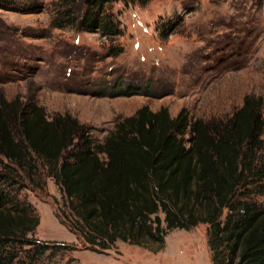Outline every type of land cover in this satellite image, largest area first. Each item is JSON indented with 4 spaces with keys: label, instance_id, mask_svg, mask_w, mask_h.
<instances>
[{
    "label": "rangeland",
    "instance_id": "374dc122",
    "mask_svg": "<svg viewBox=\"0 0 264 264\" xmlns=\"http://www.w3.org/2000/svg\"><path fill=\"white\" fill-rule=\"evenodd\" d=\"M4 1L11 6L0 7L1 93L32 97L49 118L68 113L95 142L141 105L224 118L251 94L262 98L264 122V0L112 2L102 9L118 31L110 36L63 21L60 0ZM5 188L38 219L25 236L31 245H15L13 264H212L206 224L169 230L161 245L116 240L100 249L79 232L46 171H18ZM39 244L45 249L30 261L24 249Z\"/></svg>",
    "mask_w": 264,
    "mask_h": 264
},
{
    "label": "trees",
    "instance_id": "16d2710c",
    "mask_svg": "<svg viewBox=\"0 0 264 264\" xmlns=\"http://www.w3.org/2000/svg\"><path fill=\"white\" fill-rule=\"evenodd\" d=\"M149 1L60 4L63 21L76 30L110 36L118 31L102 11L106 4ZM40 169L57 184L79 232L100 249L116 240L161 245L167 231L202 223L212 264H264V204L255 199L264 198L260 96L245 94L224 118H191L184 107L170 116L164 106L141 105L95 142L90 128L68 113L49 118L32 97L8 100L0 91V264H13L15 245H31L25 236L38 224L5 186L16 183L18 171L32 178ZM45 247L24 252L31 261Z\"/></svg>",
    "mask_w": 264,
    "mask_h": 264
}]
</instances>
